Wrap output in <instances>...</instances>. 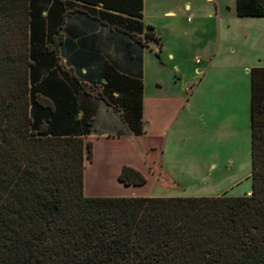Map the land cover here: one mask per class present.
Listing matches in <instances>:
<instances>
[{
	"label": "trees",
	"instance_id": "1",
	"mask_svg": "<svg viewBox=\"0 0 264 264\" xmlns=\"http://www.w3.org/2000/svg\"><path fill=\"white\" fill-rule=\"evenodd\" d=\"M235 10L264 17V0ZM141 11L142 0H0V264H264V67L250 69L249 194L84 195L98 101L118 135H141L143 83L105 61L95 77L81 49L61 61L74 46L63 25L88 17L123 33L135 67L160 40ZM118 180L146 183L129 165Z\"/></svg>",
	"mask_w": 264,
	"mask_h": 264
},
{
	"label": "crops",
	"instance_id": "2",
	"mask_svg": "<svg viewBox=\"0 0 264 264\" xmlns=\"http://www.w3.org/2000/svg\"><path fill=\"white\" fill-rule=\"evenodd\" d=\"M208 1L210 3L203 11L198 0H142L140 20L143 29L147 30L151 26L160 40L159 43L151 42L153 49H141V63L136 61L135 67L133 55L138 56V49H135L136 51L132 55V51L128 50V47L131 49L133 47L128 44V39L123 33L116 32L88 17L64 23L62 32L65 37L72 39L74 46L71 49L66 47L64 52L60 53L61 61L65 62L67 56L73 55L76 50L81 49L83 50L82 55L86 57L85 61L93 60L90 63L89 71L94 73L95 77L100 70V64L105 61L117 64L118 70L124 74L135 75L140 72L143 83L141 120L144 132L138 137L146 138L145 149L149 150L148 159L151 162L144 161L147 156L143 157V153L137 154L135 160L118 157L116 154L118 153L117 142L120 143L125 139L132 141L131 136L135 135L129 132L118 135L117 130H112L114 126L123 128V124L118 114L100 100L94 116L95 130L86 136L89 139L87 141L92 143V159L84 168V195L155 196L153 180L151 183L153 188L145 190L147 182L154 178L153 174L145 171V167L151 166L153 170L154 167L150 164L154 163V174L161 175L160 170L163 169V166L170 164L168 159L171 156L168 154L171 149V145L168 147L170 141L175 139L180 142L187 133L185 127L187 117L199 114L196 105L190 101L198 90L197 85H192L189 88L185 85L184 91H178L175 94L172 91L167 92L162 86H155L147 91L145 85L147 71L150 66L155 67L154 65H156L150 56H147V51L159 52V57H156L158 64L163 66L166 65L162 56L167 54L174 64L175 71L179 72L182 62L180 57H177L179 49L192 47L197 53L193 55L191 62L194 64L193 70L202 75L199 80H202L209 69L214 70V67L217 69V80L211 92L210 135L222 142L245 141L246 137L250 140V69L264 67V56L260 55L258 50L253 47L254 39L257 38V35L260 37L264 32V17L237 16L235 0L232 6L226 5L228 11L220 8L219 0ZM173 3L177 4L179 9H175ZM178 10L193 12L195 16L191 19L184 17L183 25L174 20L167 22V19L174 17ZM146 17L148 18L147 22L145 21ZM206 21H211V23L208 25ZM162 32L173 38V40L170 39L172 41L170 44L175 46L174 51L168 47ZM238 35L245 39L246 50L236 45ZM229 38L230 48L226 52L228 55H225L226 53H221L220 46H224ZM197 57L201 60L199 64L195 62ZM81 71L86 72L85 67ZM181 72L179 82L181 79H186L183 76L184 69ZM100 112H102V118L99 120ZM199 117L202 121L205 120V115L200 114ZM104 125H107L108 129H104ZM203 125L205 126V124ZM204 126H202V130ZM206 128L208 129V127ZM191 131L192 135L197 132L196 129H191ZM95 141L102 144V151L98 152L100 148L97 150L94 148ZM96 154H99L100 158H97ZM123 165H129L141 171L146 177V183L137 186L121 183L118 180V175ZM97 166L99 169L96 168ZM89 169L96 170L100 175H107V180H113V183L108 181L110 186L106 187L96 182L92 186L87 177ZM167 173L170 175L169 172ZM165 177L167 179L168 176L165 175ZM232 184L225 187L222 192L230 189ZM249 193L250 190L246 194Z\"/></svg>",
	"mask_w": 264,
	"mask_h": 264
},
{
	"label": "rangeland",
	"instance_id": "3",
	"mask_svg": "<svg viewBox=\"0 0 264 264\" xmlns=\"http://www.w3.org/2000/svg\"><path fill=\"white\" fill-rule=\"evenodd\" d=\"M198 3L204 11L210 2L208 0H198ZM218 3H220L219 5L221 9L228 11L226 5L232 6L234 0H219ZM212 5L214 6V4ZM173 7L175 9H179L175 3H173ZM194 16L195 14L193 12H181L178 10L174 17L167 19V22L174 20L178 24L183 25L184 17H189L191 19ZM147 19L148 18L146 17V22ZM210 23L211 21H206V24L209 25ZM161 34L167 42L168 47L174 51L175 46L170 44L172 42L170 39L173 40V38L167 36L164 32ZM244 41L245 39L241 35H238L236 45L239 48L243 47L246 50L247 46ZM225 43L226 44L224 46H220L221 53H226L230 48V38L227 39ZM254 43L253 47L258 50L260 55L264 56V32H262L260 37L257 35V38L254 39ZM146 53L147 56H150L151 60L156 64L154 65L155 67L150 66L147 71L145 83L147 91L155 86H162V88L167 92L172 91L175 94L178 91L182 92L185 85L188 88L192 85H197L196 87H198V90L195 93L194 98L190 101L196 105L199 114H196L195 116L189 115L187 117L185 121L187 133L186 136L180 140V142L171 138L172 140L168 145V147L171 145V149L168 153L171 155L170 158H168L170 164L168 163L163 166V169L160 170L162 172L161 175H157L156 173L154 174V163L150 164L154 167L153 170L151 166L147 165V167H145V171L147 173L154 175V178H149L150 181L147 182L148 184L146 185L145 190H151L153 188V184H151L153 180V183H155L153 188L155 196H217L220 192L222 193L220 195L240 196L248 193L251 188L249 138L246 137L245 141L231 140L230 142H222L221 140L217 141L215 137L210 135L211 92L214 87V83L217 80V69L215 67L214 70L212 68L209 69V71L202 77V80H199L202 75L196 70H193L194 64L191 62V60H193V55L197 52L193 50L192 47H184L179 49L177 57H180L182 61L180 63V70L184 69L183 76H185L186 79H181V82H179L182 70H179V72L175 71L174 64L167 54H163L162 56V58H164L165 65L167 66L166 67L158 64L155 51L151 50ZM225 55L228 54L226 53ZM179 85H182V88ZM183 93L186 94V92ZM200 114L205 115L204 121H202L199 117ZM98 118L99 120L102 118V112H100ZM203 124H205V126ZM202 126H204L205 129L203 128L202 130ZM206 127H208V129ZM103 128L108 129V126L104 125ZM119 129L123 128L121 126H114L112 128L114 131ZM191 129L197 130L195 135H192L193 132ZM131 139L132 141L125 139V141L123 140L120 143L117 142L116 149H118V153L116 154L118 157L125 160H135L137 154L143 153V157L145 156L146 158L147 156L144 161L146 163H150L151 161L148 159L150 154L149 150L146 151L145 149V145L147 143L145 142L146 138L144 137L143 139V137L131 136ZM87 140H89L87 137L84 138V142ZM94 148L96 150L100 148L98 150V152H100L102 151V144L95 141ZM96 155L97 158H100L99 154ZM88 162L89 160L86 159L85 165ZM96 168L99 169L98 166ZM167 172H169L170 175ZM87 174L88 181L90 183L92 181V186L95 185L96 182H99V185L101 183V185L106 187L110 186L108 182L110 180H107V175H100V173L94 169H89ZM165 175L168 176L167 179ZM89 176H92L93 178H89ZM110 182L113 183V180ZM230 184L233 185L230 188L231 190L228 189L222 192V190Z\"/></svg>",
	"mask_w": 264,
	"mask_h": 264
},
{
	"label": "built area",
	"instance_id": "4",
	"mask_svg": "<svg viewBox=\"0 0 264 264\" xmlns=\"http://www.w3.org/2000/svg\"><path fill=\"white\" fill-rule=\"evenodd\" d=\"M195 62L197 63V64H199L200 62H201V60H200V58H195Z\"/></svg>",
	"mask_w": 264,
	"mask_h": 264
},
{
	"label": "bare ground",
	"instance_id": "5",
	"mask_svg": "<svg viewBox=\"0 0 264 264\" xmlns=\"http://www.w3.org/2000/svg\"><path fill=\"white\" fill-rule=\"evenodd\" d=\"M90 171H91V170H90ZM91 172H92V171H91ZM94 172H95V171H94ZM89 173H90V172H89ZM87 175H88V174H87ZM90 177L93 178L92 176H89V178H90ZM91 183H92V181H91Z\"/></svg>",
	"mask_w": 264,
	"mask_h": 264
}]
</instances>
